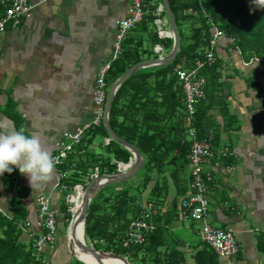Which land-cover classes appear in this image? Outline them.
Segmentation results:
<instances>
[{"label":"crops","instance_id":"obj_1","mask_svg":"<svg viewBox=\"0 0 264 264\" xmlns=\"http://www.w3.org/2000/svg\"><path fill=\"white\" fill-rule=\"evenodd\" d=\"M33 3L37 5L30 19L23 20L16 28L9 25L0 33V124L8 126L7 129L0 128V131L23 128L25 134H36L55 157L59 153L58 144L63 140L64 134L74 132L92 120L95 83L100 68L107 64L112 67L123 56L124 48L128 49L132 45L148 49V54L143 57L144 61L167 56L173 43L153 45L149 32L137 33L131 30L127 40L134 39L133 43L124 45L125 41L122 53L114 59L120 22L127 18L133 0H33ZM144 4L147 15L151 14V8L157 9V13L161 14L162 0H144ZM4 11V7L0 5V16H3ZM157 20L164 19L156 18V30L159 29ZM233 43L229 36H222L216 52L222 63V82L225 85L222 99L227 113L223 116L220 106H216L209 114L218 126V147L227 146L232 151L231 157L217 160L223 167L234 166V170L226 174L222 171L215 173L207 195L210 214L208 223L234 231L240 253L230 264H264V253L258 246L260 236L264 234V60L247 61ZM156 46L161 48L159 52L156 51ZM165 65L169 64L145 66L135 72H141V77L152 74L148 79V88L144 90V97L145 100L154 98L158 105H161L163 96L156 91L155 68ZM110 71L107 83H112L111 89L124 74L112 81L114 75ZM131 118L132 123L134 117ZM139 119L135 128L145 130L147 121L141 117ZM226 121L231 126L227 127L224 123ZM161 130V137L164 138L163 128ZM98 138L102 139V143H107L106 137L98 136L95 146L90 148L94 152H99ZM186 139L190 140L187 136ZM75 147L72 154L77 159H81V155L84 158L87 152L84 153L81 147H76L75 150ZM143 160L145 162L144 156ZM66 162L67 160L63 163ZM60 168L54 170L50 182L34 189L18 168L14 167L10 174L5 172L0 175V211L10 214L12 201L21 193L22 204L29 211L26 222L33 232L39 234L38 198L47 196L58 210L56 220L58 229H61L69 220L62 213L65 196L58 185ZM188 169L190 174L191 167ZM207 169L210 170L209 167ZM73 171L74 167L64 171L66 178H70ZM139 173L131 177H134L132 183L138 182L135 177ZM157 179L158 176H155L144 194L145 197L150 194ZM82 192L83 190H79L78 195ZM175 195L172 190L164 207H161L166 222L176 216L169 229L171 235L176 233L175 220L184 222L183 219L186 218L180 208L183 196L177 201V210L172 211L171 203ZM156 210H159L156 203L148 202L134 220H145L152 224L155 222L153 217L158 215ZM148 213L149 219L146 218ZM199 224L191 220L190 230L187 231L190 241H180L183 246L190 247V252L204 243L199 235ZM181 227H185V224L178 225L177 230ZM193 237L198 238V241ZM22 238L27 243L34 239L26 232ZM185 251L188 263L193 264L194 252L188 254L189 251ZM45 254L48 264H75L77 261L75 259L73 262L74 257L65 238L59 247L46 250Z\"/></svg>","mask_w":264,"mask_h":264},{"label":"trees","instance_id":"obj_2","mask_svg":"<svg viewBox=\"0 0 264 264\" xmlns=\"http://www.w3.org/2000/svg\"><path fill=\"white\" fill-rule=\"evenodd\" d=\"M170 3L180 32L181 47L173 63L155 68L156 91L163 96L161 105H158L154 98L145 100L144 97V90L148 88V79L152 74L141 77V72H137L118 89L110 111V123L118 137L136 145L145 158L143 169L135 177L138 182L132 183L133 177L105 187L91 202L86 221V238L104 242V251L123 256L130 264H189L185 250L189 251L190 247L183 246L182 242L172 244L171 240L167 239L176 216L166 222L161 210L172 190L176 193L171 203L172 211L177 210V201L187 194L191 178V172H188L191 141L185 136V95L174 70L178 67L192 68L197 59L203 58L207 61L203 56L213 36L212 22L222 30L224 36L233 39L234 47L240 49L244 59L264 60V9L255 8L251 0H170ZM147 14L148 11L134 31L149 32L153 45L173 43L172 38H160L156 31L154 22L159 17L157 9L151 8V14ZM160 17H166L164 11ZM150 27H153L152 31ZM133 40H126L124 45H131ZM146 54L148 49L143 47L132 45L128 49L124 48L123 56L114 62L110 71L114 75L112 81L121 77L129 67L143 61ZM216 58L214 64L206 63L200 72L206 78L207 85L205 100L197 107L194 125L200 137L214 132V146L218 147V126L209 111L220 106L223 116L227 112L222 99L225 90L222 82V63L218 55ZM111 84L108 81L107 86L110 87ZM131 117H134L132 123ZM139 117L147 121L145 130L135 128L137 120L140 121ZM224 123L227 125V121ZM162 128L164 138L161 137ZM98 136L110 137L104 125L102 128L89 130L81 142L76 144L78 146L75 145L81 147L84 153L90 152L89 154L86 153L84 158L81 155V159H77V156L72 154L74 146L63 160L67 162L60 165L61 173L74 167L71 177L61 180L62 184L66 183L69 187L64 192L62 210L68 222L71 220V213L68 211L70 206L66 198L74 191L75 186L90 182L96 169L100 175L118 173V164H126L132 157L128 149L113 140L102 143L107 154L90 150L95 146ZM155 176H158L156 185L145 197L144 194ZM22 197L20 193L14 198L10 214L0 212V264H48L45 250L38 258L34 256L36 249L33 243L39 236L34 237L31 243L22 238L21 226L26 224L29 216V211L22 204ZM151 201L156 203L159 210L158 215L153 217L155 222H152L151 230L144 233V242L130 243L128 247H123L130 224L141 214L144 205ZM260 239L258 246L264 253V234ZM95 249L99 250L98 247ZM192 252L193 264H230L240 253L225 259L206 243H202L188 254ZM75 264L84 263L76 261Z\"/></svg>","mask_w":264,"mask_h":264},{"label":"built area","instance_id":"obj_3","mask_svg":"<svg viewBox=\"0 0 264 264\" xmlns=\"http://www.w3.org/2000/svg\"><path fill=\"white\" fill-rule=\"evenodd\" d=\"M0 5L5 9L3 16H0L1 33L9 25L16 28L23 20L30 19L37 4H34L33 0H0ZM145 13V5L142 0H133L132 6L128 10L127 18L120 22V32L115 44L114 59H117L122 53L123 43L127 40L129 32L142 21ZM160 13H162V10H160ZM212 24L214 28L213 36L203 56L207 61L205 62L203 58L197 59L194 68L184 69L183 67H178L174 70L185 93L186 136L191 141L188 154L191 178L188 192L180 201V208L184 217L203 223L199 231L202 242L210 245L220 257L230 259L240 252L239 243L233 230L219 229L208 223L210 214L208 212L209 201L207 195L215 179L216 171H222L223 174H226L234 170V166L223 167L222 163L218 161L219 159L231 157L232 151L227 146H214L215 135L212 131L207 136L200 137L198 129L194 125L197 107L200 102L205 100V87L207 85L206 78L200 73L201 69L204 68L206 63L211 65L216 62L219 40L224 36L222 30L218 29L213 22ZM158 34L160 38L166 37V32L160 26ZM160 49L159 46H156L157 52ZM110 69L111 64H107L98 71L94 90V114L92 120L79 127L76 131L64 134L63 140L58 144L59 153L55 156L57 158L55 169L60 168L68 153L76 144L81 142L89 130L99 129L103 126L107 100L106 77ZM106 142L109 143L110 139L107 138ZM208 167L210 170L207 169ZM64 177V173L58 171L59 181L64 179ZM60 187L62 191L67 190L66 185H60ZM71 199L72 196L67 197L68 202ZM38 206L40 214L39 226L42 229V234L33 243L36 249L34 253L36 258L42 255L41 253L46 248H55V235L57 232V211L53 206L52 200L47 196H40L38 198ZM146 218H150V213L146 214ZM26 225L30 227L29 223ZM21 228H24V226H21ZM151 228L152 224L145 220H134L124 238L123 247H128L130 243L140 244L144 242V233L151 230Z\"/></svg>","mask_w":264,"mask_h":264},{"label":"water","instance_id":"obj_4","mask_svg":"<svg viewBox=\"0 0 264 264\" xmlns=\"http://www.w3.org/2000/svg\"><path fill=\"white\" fill-rule=\"evenodd\" d=\"M162 2H163V4H162L163 10L166 14L167 21L169 24L170 34H171V37L173 38V48H172L171 52L165 57L159 56L156 59L144 60V61L139 62V63L135 64L134 66H132L119 80H117L113 84V86L111 87V89L108 93L107 100H106L105 116H104V120H103L104 126H105L106 130L108 131V134H109L111 140H113V141L117 142L119 145L127 148L132 153L133 157H132V160H130V162L133 164H132L131 168L128 169L126 172H118L117 174H111V175H102V176L94 179L87 186L86 190L84 191V195L82 197V202H81V214H80L81 216L75 217V213H74L75 205L73 206V208L71 210V220H70L69 228H68L67 234H66L67 245H68V248L71 251L72 255L77 257L82 262H85V261H83L76 254V247H78V246L80 248H82L83 250L93 254L101 262L103 261V259L101 257H103V258L120 259L125 264H130V262L123 256H120V255H117L115 253L108 252V251L95 250V249L87 246L86 243L84 242V234H85L86 221H87L89 207H90V204L93 201V199L98 194V192L100 190H102L103 188L108 187L112 184L122 182V181H125V180L131 178L132 176H134L138 172H140L141 169L143 168L144 160H143V155L140 152V150L136 146H134L133 144L129 143L128 141L118 137V135L116 134V132L112 128L111 123H110V111H111V107H112L113 100H114V97H115L117 90L137 70H139L140 68H143L145 66H158V65H163V64H170L175 60L177 54L179 53V50L181 47V36H180V32H179V29L177 26L175 15L173 13L170 0H162ZM125 166H127V165L122 164V163L120 164V167L122 169L125 168ZM77 195H78V193H77ZM73 202H74V200H72V203ZM82 221L84 222V231H83L82 237L80 238L81 239V241H80L77 234H76V230H77L78 225ZM98 264H101V263L98 262ZM102 264H105V262L104 263L102 262Z\"/></svg>","mask_w":264,"mask_h":264},{"label":"clouds","instance_id":"obj_5","mask_svg":"<svg viewBox=\"0 0 264 264\" xmlns=\"http://www.w3.org/2000/svg\"><path fill=\"white\" fill-rule=\"evenodd\" d=\"M251 4L254 5L255 8L264 9V0H251ZM165 18L167 19V17H165ZM168 37H171V35ZM168 37H166V38H168ZM0 128L7 129L8 126L6 124H0ZM185 128H186V125H185ZM110 141H111V139H110ZM56 163H57V158L54 157L52 155V152L44 146V144L41 141V138L38 135H36V134H25V129H23V128H20L19 130L0 131V175H3L5 172L10 174V173H12L14 167L18 168L19 172L28 178L30 186L34 189V188L40 187L44 184H47L48 182H50L53 179V174H54ZM120 164L121 163L118 164L119 165V171L118 172H126L128 169L131 168L133 163H131V162H128L126 164L122 163V164L127 165L123 169L120 167ZM97 171H98V169H96L95 173H93L91 175V181L90 182H88L86 185H76L74 188V191L71 194H68L67 197L72 196V199L70 202H68L67 198H66V202L70 206L68 209V211L70 213H71L73 206L75 205L74 202H73L74 204L72 203V200H74L76 198V196H78L77 195L78 191L83 190V192H84L86 190L87 186L94 179L102 176V175H100L99 171L98 172ZM96 174H97V176L94 177V175H96ZM64 175H65L64 179H66V173H64ZM105 175H111V174H105ZM64 179H62V181ZM58 185H66L67 189H69L68 185L67 184H61V181H58ZM65 191H63V192H65ZM54 208L56 209L55 206H54ZM56 211L58 214L57 209H56ZM156 212H158V210H156ZM27 223L28 222H26V224ZM198 223H200V229H201V227L203 226V223L202 222H198ZM26 224L22 225V226H24V228H21V229L24 232H26L29 237L34 238V237L40 236L42 234L41 228H40V230H41L40 233L37 234V233L33 232ZM69 224H70V222H69ZM58 230L59 229H58V224H57L56 235L58 233ZM226 230H229V229L226 228ZM56 235H55V248L54 249L46 248V250H55L56 249ZM87 240L88 239L86 238V234H84V242L86 243L87 246H89L87 244ZM66 242H67V238H66ZM89 247L95 249L92 246H89ZM95 250H97V249H95ZM99 251H102V250H99ZM72 256L77 261L82 262L81 260H79L74 255H72ZM82 263L88 264L86 262H82Z\"/></svg>","mask_w":264,"mask_h":264},{"label":"rangeland","instance_id":"obj_6","mask_svg":"<svg viewBox=\"0 0 264 264\" xmlns=\"http://www.w3.org/2000/svg\"><path fill=\"white\" fill-rule=\"evenodd\" d=\"M166 28L167 29H169V25H167L166 26ZM153 57H154V55H153ZM111 69H112V67H111ZM106 81H107V77H106ZM109 91H110V87L108 88V86H107V96H108V93H109ZM98 141H99V148H98V151L100 152V153H102V154H107V152H106V148L104 147V145L102 144V139L101 138H98ZM84 193V192H83ZM191 218H184L183 220H184V222H178L179 220H175V222H176V229H175V235H171V234H168L167 235V239H168V241L169 240H171V243L172 244H175L176 242L177 243H180V241L182 240V241H184L185 239L187 240V241H190L189 240V236L187 235V231L188 230H190L189 229V225H190V221L191 220H193V219H191ZM193 221H195V220H193ZM178 222V223H177ZM195 222H197V221H195ZM182 224H185V227H181L179 230H177L178 228H177V226L178 225H182ZM199 224V223H198ZM199 226H200V224H199ZM174 227V226H173ZM68 228H69V222H65L64 223V225H62V228L61 229H59L58 230V233H57V235H56V246L57 247H59V245H60V243H61V241H62V239L63 238H65L66 239V234H67V230H68ZM184 228H186V230L184 229ZM178 231V232H177ZM23 233H24V231H23ZM170 233V232H169ZM88 239V238H87ZM193 239L194 240H197L198 241V238H195V237H193ZM103 243L104 242H102V241H99L98 239H94V240H90V239H88L87 240V244L89 245V246H92V247H94V248H97L98 247V249L99 250H102V251H104V246H103ZM102 248V249H101ZM122 254L124 253V252H121ZM73 262H75V258H74V260H73Z\"/></svg>","mask_w":264,"mask_h":264},{"label":"bare ground","instance_id":"obj_7","mask_svg":"<svg viewBox=\"0 0 264 264\" xmlns=\"http://www.w3.org/2000/svg\"><path fill=\"white\" fill-rule=\"evenodd\" d=\"M142 3L144 4V0H142ZM145 5V4H144ZM161 10L163 11V5H162V8H161ZM146 14V13H145ZM145 16V15H144ZM158 16L160 17V14H158ZM158 17V18H159ZM144 18V17H143ZM157 18V19H158ZM163 18V17H162ZM164 19V21L162 20V21H159V20H157V23L158 22H160V23H158V28H159V26L162 28V30L163 31H165L166 32V37H168V36H170L171 34H170V30H167V28H166V26L167 25H169L168 24V21H167V19L166 18H163ZM142 21H143V19H142ZM141 21V22H142ZM141 22H139L137 25H139ZM136 25V26H137ZM135 26V27H136ZM213 27V26H212ZM213 30H214V28H213ZM157 31V33L159 32V29H157L156 30ZM159 35V34H158ZM165 37V38H166ZM121 87V86H120ZM119 87V88H120ZM83 195H84V193L82 192V193H80L78 196H76V198L74 199L75 200V204H76V208H74V213H75V217H77V216H81L80 214H81V202H82V197H83ZM83 231H84V222L82 221L79 225H78V227H77V230H76V234H77V236H78V238H79V240L81 241V237H82V234H83ZM76 254L78 255V257H80L83 261H85L86 263H88V264H98V262L99 263H101L102 264V262L104 263L105 262V264H125L123 261H121L120 259H116V258H103V257H101L102 259H103V261L101 262L100 260H98V258H96L93 254H91V253H89V252H87V251H85V250H83L82 248H80L79 246L78 247H76Z\"/></svg>","mask_w":264,"mask_h":264}]
</instances>
